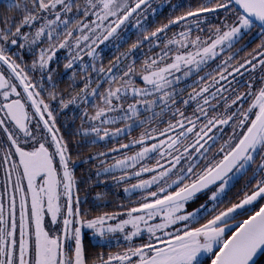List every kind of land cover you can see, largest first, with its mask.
Masks as SVG:
<instances>
[{
    "label": "snow or ice",
    "instance_id": "6c2138e0",
    "mask_svg": "<svg viewBox=\"0 0 264 264\" xmlns=\"http://www.w3.org/2000/svg\"><path fill=\"white\" fill-rule=\"evenodd\" d=\"M164 4L0 0V264H264V0Z\"/></svg>",
    "mask_w": 264,
    "mask_h": 264
},
{
    "label": "rangeland",
    "instance_id": "374dc122",
    "mask_svg": "<svg viewBox=\"0 0 264 264\" xmlns=\"http://www.w3.org/2000/svg\"><path fill=\"white\" fill-rule=\"evenodd\" d=\"M170 2H175V0H170ZM152 3H153V7H157V8H158V11H160V12L162 13V16H163V15H166V14L168 13L169 8H168V5H167V4H164L163 6H161V5H160V0H152ZM162 16H161V17H162ZM158 18H159V17H157V19H158ZM63 56H64V53L61 52V53H60L61 60H60V65H59V67H60L61 69H63ZM78 64H79V62H77V65H73V67H74V68L77 67ZM65 77H67V76H65ZM77 122H78V121H77ZM114 195H119V192L115 193Z\"/></svg>",
    "mask_w": 264,
    "mask_h": 264
},
{
    "label": "trees",
    "instance_id": "16d2710c",
    "mask_svg": "<svg viewBox=\"0 0 264 264\" xmlns=\"http://www.w3.org/2000/svg\"><path fill=\"white\" fill-rule=\"evenodd\" d=\"M162 18L161 16H159L158 19ZM65 79H67V77H65ZM82 167H87V165H82ZM102 190V189H101Z\"/></svg>",
    "mask_w": 264,
    "mask_h": 264
},
{
    "label": "flooded vegetation",
    "instance_id": "af4514ba",
    "mask_svg": "<svg viewBox=\"0 0 264 264\" xmlns=\"http://www.w3.org/2000/svg\"><path fill=\"white\" fill-rule=\"evenodd\" d=\"M111 250H113V251H114L115 249L113 248V249H111Z\"/></svg>",
    "mask_w": 264,
    "mask_h": 264
}]
</instances>
